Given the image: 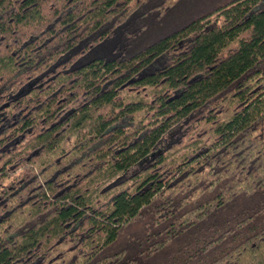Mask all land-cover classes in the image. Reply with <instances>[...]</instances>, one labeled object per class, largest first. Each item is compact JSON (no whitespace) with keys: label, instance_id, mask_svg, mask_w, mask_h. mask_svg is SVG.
Wrapping results in <instances>:
<instances>
[{"label":"trees","instance_id":"obj_1","mask_svg":"<svg viewBox=\"0 0 264 264\" xmlns=\"http://www.w3.org/2000/svg\"><path fill=\"white\" fill-rule=\"evenodd\" d=\"M0 264H264V0H0Z\"/></svg>","mask_w":264,"mask_h":264},{"label":"rangeland","instance_id":"obj_2","mask_svg":"<svg viewBox=\"0 0 264 264\" xmlns=\"http://www.w3.org/2000/svg\"><path fill=\"white\" fill-rule=\"evenodd\" d=\"M104 51H106V54H109L110 53V51H107V49H102V50L96 51V53L94 52L92 54V56L95 55V54H98L99 52H103L104 53Z\"/></svg>","mask_w":264,"mask_h":264}]
</instances>
